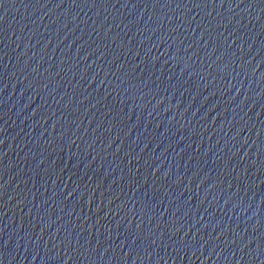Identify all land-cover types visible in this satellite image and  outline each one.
<instances>
[{
	"label": "water",
	"instance_id": "obj_1",
	"mask_svg": "<svg viewBox=\"0 0 264 264\" xmlns=\"http://www.w3.org/2000/svg\"><path fill=\"white\" fill-rule=\"evenodd\" d=\"M0 264H264V0H0Z\"/></svg>",
	"mask_w": 264,
	"mask_h": 264
}]
</instances>
